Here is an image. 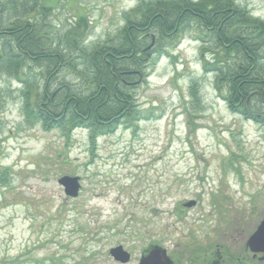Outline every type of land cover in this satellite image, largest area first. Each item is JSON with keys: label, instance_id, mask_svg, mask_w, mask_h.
<instances>
[{"label": "rangeland", "instance_id": "1", "mask_svg": "<svg viewBox=\"0 0 264 264\" xmlns=\"http://www.w3.org/2000/svg\"><path fill=\"white\" fill-rule=\"evenodd\" d=\"M139 1L82 0L92 23L86 45L115 38L123 13ZM234 1L264 21V0ZM71 8L55 12V31L72 20ZM193 34L136 86L150 120L99 138L94 158L86 131L66 140L58 130L27 126L19 86L0 77V167L12 171L0 187V260L120 264L109 257L119 246L130 254L128 264L151 246L165 249L174 264H194L192 257L208 264L216 252L228 264L242 255L264 218V128L231 114L218 98ZM194 82L198 100L190 95ZM63 176L80 179L76 198L57 184ZM190 201L195 207L185 208Z\"/></svg>", "mask_w": 264, "mask_h": 264}, {"label": "trees", "instance_id": "2", "mask_svg": "<svg viewBox=\"0 0 264 264\" xmlns=\"http://www.w3.org/2000/svg\"><path fill=\"white\" fill-rule=\"evenodd\" d=\"M81 2L0 0V77L19 86L27 126L58 130L66 140L86 131L94 158L99 138L150 120L137 104L136 86L194 33L218 98L231 114L264 128V21L234 0H140L123 13L116 37L93 47L86 45L92 23ZM71 6L72 20L55 31V12ZM197 88L195 82L189 88L195 100ZM4 98L0 89V109ZM11 172L0 167L1 188Z\"/></svg>", "mask_w": 264, "mask_h": 264}, {"label": "water", "instance_id": "3", "mask_svg": "<svg viewBox=\"0 0 264 264\" xmlns=\"http://www.w3.org/2000/svg\"><path fill=\"white\" fill-rule=\"evenodd\" d=\"M78 177L63 176L57 180V184L63 189V193L68 198H76L81 189ZM196 205L194 201H190L184 205L189 209ZM246 248L256 256L264 254V219L259 223L255 231L248 238ZM110 258L120 264H128L131 257L130 254L122 247H116L109 251ZM137 264H173V261L167 255V251L161 247H151L146 254L142 255Z\"/></svg>", "mask_w": 264, "mask_h": 264}, {"label": "flooded vegetation", "instance_id": "4", "mask_svg": "<svg viewBox=\"0 0 264 264\" xmlns=\"http://www.w3.org/2000/svg\"><path fill=\"white\" fill-rule=\"evenodd\" d=\"M246 243V242H245ZM244 254H243V253ZM242 255L240 257H234V260L237 262V264H252V261H257V262H263L264 264V255H257L256 257L253 256V254L246 248V245L244 244L243 251H241ZM216 260H214L211 263L208 264H224L222 262L220 254L216 252ZM263 259V260H260ZM236 264V263H235Z\"/></svg>", "mask_w": 264, "mask_h": 264}]
</instances>
